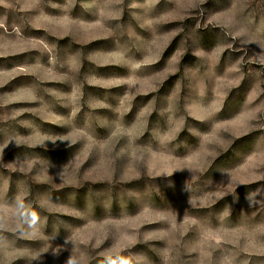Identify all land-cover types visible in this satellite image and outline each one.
<instances>
[{
    "label": "rangeland",
    "instance_id": "1",
    "mask_svg": "<svg viewBox=\"0 0 264 264\" xmlns=\"http://www.w3.org/2000/svg\"><path fill=\"white\" fill-rule=\"evenodd\" d=\"M264 264V0H0V264Z\"/></svg>",
    "mask_w": 264,
    "mask_h": 264
},
{
    "label": "clouds",
    "instance_id": "2",
    "mask_svg": "<svg viewBox=\"0 0 264 264\" xmlns=\"http://www.w3.org/2000/svg\"><path fill=\"white\" fill-rule=\"evenodd\" d=\"M68 264H77V261L75 259H70ZM127 264V262H125Z\"/></svg>",
    "mask_w": 264,
    "mask_h": 264
}]
</instances>
